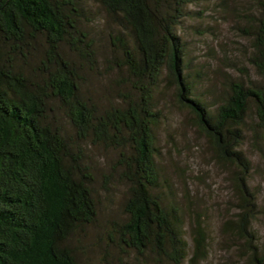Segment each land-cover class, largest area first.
<instances>
[{
	"label": "trees",
	"instance_id": "1",
	"mask_svg": "<svg viewBox=\"0 0 264 264\" xmlns=\"http://www.w3.org/2000/svg\"><path fill=\"white\" fill-rule=\"evenodd\" d=\"M249 1L244 33L260 81L230 82L210 112L193 96L177 33L192 0H0V264L206 259L204 226L193 222L189 253L180 204L161 184L162 88L194 116L216 160L235 168L238 211L221 228L229 250L264 264L241 150L251 107L253 136L264 130V0ZM93 76L108 78V97L89 91ZM89 146L112 154L107 171L94 165ZM115 182L124 186L121 215L96 235L92 258L87 233L102 220L100 193L112 202Z\"/></svg>",
	"mask_w": 264,
	"mask_h": 264
},
{
	"label": "rangeland",
	"instance_id": "2",
	"mask_svg": "<svg viewBox=\"0 0 264 264\" xmlns=\"http://www.w3.org/2000/svg\"><path fill=\"white\" fill-rule=\"evenodd\" d=\"M253 7L249 0H192L185 9L187 16L177 29L183 47L184 74L193 83L194 98L210 112L227 96L230 82L260 81L249 61L251 40L244 33ZM107 79L93 76L89 91L100 98H105L106 94L108 97ZM161 92L157 99L161 119L156 129L159 151L156 161L162 187L180 204L189 253L192 225L199 219L208 241L207 257L200 264H247L234 250H229L232 243L221 229L225 220L233 218L238 211L233 181L235 168L216 160L194 116L177 103L174 90L162 88ZM254 121L251 107L243 128L241 150L249 164L248 187L257 203L253 231L259 246L264 247V130L259 137H254L251 130ZM88 149L94 165L107 171L112 154L97 147ZM111 187L112 202L105 192L100 193L102 220L87 233L85 244L87 250L89 245L92 258L97 255L92 246L96 235L102 233L107 221L121 215L119 202L124 186L115 182Z\"/></svg>",
	"mask_w": 264,
	"mask_h": 264
}]
</instances>
